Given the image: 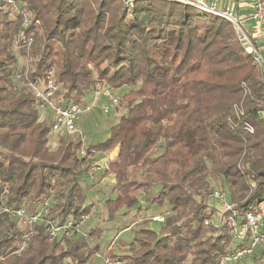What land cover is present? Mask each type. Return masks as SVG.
<instances>
[{
    "label": "trees",
    "instance_id": "obj_1",
    "mask_svg": "<svg viewBox=\"0 0 264 264\" xmlns=\"http://www.w3.org/2000/svg\"><path fill=\"white\" fill-rule=\"evenodd\" d=\"M11 1L32 18L18 27L19 41L31 40V80L53 70L65 84L57 95L65 104H84L95 72L130 90L121 99L126 113L105 142L86 148L67 141L50 151L53 120L25 86L9 85L12 27L0 0V206L5 191L7 206L25 200L31 213L52 200L48 218L59 224L90 215L79 176L91 171L95 154L116 151L103 171L114 177L116 198L101 221L129 212L139 194L169 207L160 234L140 228L120 262L218 264L233 241L228 225L213 224L207 205L215 183L239 207L264 201V72L232 25L176 0ZM15 224L0 215V264H87L97 253L78 234L76 241L50 239L44 225L23 231ZM89 237L101 238L102 230Z\"/></svg>",
    "mask_w": 264,
    "mask_h": 264
},
{
    "label": "rangeland",
    "instance_id": "obj_2",
    "mask_svg": "<svg viewBox=\"0 0 264 264\" xmlns=\"http://www.w3.org/2000/svg\"><path fill=\"white\" fill-rule=\"evenodd\" d=\"M237 1L239 2V0ZM7 5L8 13L6 18L11 23L12 27L8 51L13 58V65L9 71V85L12 87L23 85L33 94L34 90L32 85L35 79H30V71H28L27 63V53L31 40L28 38L22 42L19 41L22 35L21 31L18 30V27H21V30L26 29L28 25L32 23V18L31 15L27 13V10L23 8L24 6L19 7V5H21L20 3L11 2L7 3ZM239 14H246L244 8L239 9ZM103 67L104 65L100 66L99 70H102ZM49 74L50 76L47 77ZM21 77L24 78L23 81ZM93 77L96 81L92 91H98L100 95L96 96L91 91V93H88L83 98V103L89 105L90 109L84 111L78 117L76 121L77 134L59 135L63 132V129L50 132L48 140V148L50 151H55L60 144L67 141L81 143L78 139L82 140L86 148L101 144L109 138L111 128L118 122L119 117L126 113L125 103H123L121 99L130 89L126 86L115 89L112 87L111 79L101 81L96 77V72L93 74ZM110 77H113V73L108 76V78ZM37 80H41L42 82L52 80L58 87V93L65 90V84L63 82L55 81L53 70L47 72L43 78ZM106 87L108 88L105 89ZM103 92L116 98V102L114 103L110 98L102 96ZM43 116L49 120L55 118L54 112L50 109L44 110ZM115 153L116 151L112 153L95 154V159L91 164V171L79 176L81 189L85 196V205H93L92 214L82 216L78 220H71L68 218L64 223L59 224L57 221L48 218L49 209L53 204L52 200H48L43 206H38L37 208L41 209H36L34 213L26 210L29 204L24 200L16 209H23L25 211V218H14L16 220V228L23 231L27 229L33 230V227L36 225L46 226L47 222H51L65 231V235L61 236L65 241H76V239H79L76 236V234H78L80 238L87 241L91 248L97 246V253L87 264H124L122 263L123 261L120 262V260L130 255V244L133 242L134 234L140 228H149L159 235L162 222L153 219L155 217L164 218L165 215L169 213V207L167 205H164L162 208L151 206L145 202L139 194L138 203L130 208L129 212L125 208L120 209L114 214L113 219L104 220L102 222L101 218L108 215L107 201H112L116 198V194L113 192V187L115 185L114 177L112 175L103 177V171L106 169L108 162L114 158ZM78 155L82 156L83 151H80ZM87 161H90V158ZM216 186L224 188V184L221 182L215 183L214 188ZM224 191L228 200H230V195L225 188ZM5 193L4 191L1 194V207L13 209L12 206H7ZM207 205L209 210L213 212L212 220H214L217 217L215 213L216 209L220 211L219 204L214 203L208 198ZM127 212L129 214L128 217L125 216ZM31 219H34V222L28 224L27 221ZM64 227L66 228L64 229ZM97 227L102 230V237L96 240L94 237L90 239V232ZM74 229H78L80 232ZM263 251L264 246H258L254 249V254L261 256ZM108 253L110 256L112 255L115 257V259L112 260L107 258L106 255ZM118 258H120V260ZM254 259V256H248L240 261V264H253L255 263Z\"/></svg>",
    "mask_w": 264,
    "mask_h": 264
},
{
    "label": "built area",
    "instance_id": "obj_3",
    "mask_svg": "<svg viewBox=\"0 0 264 264\" xmlns=\"http://www.w3.org/2000/svg\"><path fill=\"white\" fill-rule=\"evenodd\" d=\"M4 1L6 3L12 2L11 0ZM132 1L124 0L126 5H131ZM176 1L185 2L209 13L217 14L229 22L239 44L252 56L254 63L264 72V0H240L238 5L235 1L225 5L222 0ZM240 7L244 8L246 14H239ZM49 76L50 74L47 77ZM32 86L34 98L41 111L50 109L55 114L51 132L63 129L59 135L77 134L76 121L81 113L90 109V106L85 103L65 104L63 100L57 97L58 87L52 80L46 82L35 80ZM93 94L98 96L100 92L95 91ZM102 96L110 98L114 103L116 102V98L106 92H103ZM261 115L264 117V112ZM78 141L83 143L81 139ZM209 199L219 204L220 208V211L217 209L215 211L217 217L213 220V224L215 226L228 225L233 241V248L220 257L218 264H240V261L248 256H254L255 263L253 264H264V251L261 256L254 254L256 247L264 246V201L247 207H239L236 203L228 200L224 188L218 186L213 189ZM2 213L11 218H25L23 209L15 210L0 206V215ZM31 220H28L27 223L34 222V219ZM154 220L163 222L162 217H155ZM45 228L50 239L65 235L63 229L51 222H47ZM74 230L78 231V229Z\"/></svg>",
    "mask_w": 264,
    "mask_h": 264
},
{
    "label": "crops",
    "instance_id": "obj_4",
    "mask_svg": "<svg viewBox=\"0 0 264 264\" xmlns=\"http://www.w3.org/2000/svg\"><path fill=\"white\" fill-rule=\"evenodd\" d=\"M233 1H235V3L238 5V3H240V2H238L237 0H222V2H223V4H225V5H229L231 2H233ZM240 1V0H239Z\"/></svg>",
    "mask_w": 264,
    "mask_h": 264
}]
</instances>
